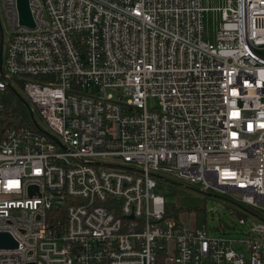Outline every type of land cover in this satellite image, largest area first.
I'll use <instances>...</instances> for the list:
<instances>
[{
    "label": "built area",
    "instance_id": "1",
    "mask_svg": "<svg viewBox=\"0 0 264 264\" xmlns=\"http://www.w3.org/2000/svg\"><path fill=\"white\" fill-rule=\"evenodd\" d=\"M28 2L34 27L0 0V233L17 242L0 264H264V0H227L215 42L204 0ZM10 91L51 131L9 117ZM165 184L243 215L213 236L166 216Z\"/></svg>",
    "mask_w": 264,
    "mask_h": 264
},
{
    "label": "rangeland",
    "instance_id": "2",
    "mask_svg": "<svg viewBox=\"0 0 264 264\" xmlns=\"http://www.w3.org/2000/svg\"><path fill=\"white\" fill-rule=\"evenodd\" d=\"M226 2L227 0H204V5L207 8V11L205 12L207 40L215 42L219 30V24L221 22V12L218 8L225 6ZM5 31L7 34L8 30L5 29ZM34 115L36 120L45 129L51 131L37 111ZM156 191L158 193L166 194L167 197L172 200L181 202L184 209L179 217L191 226L197 225L196 208H203L207 213L206 225L213 236L219 235V230H212V228L220 227L223 221H238L232 215V211L236 210L238 207L232 202L231 198L226 195L218 194V196H216L217 193L211 190L201 192L198 188H186L176 184L160 185ZM235 235L241 237L237 233H235Z\"/></svg>",
    "mask_w": 264,
    "mask_h": 264
},
{
    "label": "trees",
    "instance_id": "3",
    "mask_svg": "<svg viewBox=\"0 0 264 264\" xmlns=\"http://www.w3.org/2000/svg\"><path fill=\"white\" fill-rule=\"evenodd\" d=\"M6 107L8 110V116L14 117L16 115L21 116V122L25 123L26 125L33 126V120L30 114L29 109L27 106L16 96V94L12 91L8 92L5 98ZM35 114V113H34ZM184 207L182 206L181 202L175 201L172 199H168L166 203V216L173 217L178 221H182L179 217L180 213L183 211ZM197 213V225L204 226L206 223L207 213L206 211L199 207L196 208ZM232 215L235 218L241 217L243 214L240 211H232ZM195 225V226H197ZM225 226V224H222Z\"/></svg>",
    "mask_w": 264,
    "mask_h": 264
},
{
    "label": "water",
    "instance_id": "4",
    "mask_svg": "<svg viewBox=\"0 0 264 264\" xmlns=\"http://www.w3.org/2000/svg\"><path fill=\"white\" fill-rule=\"evenodd\" d=\"M19 9H20V14H21V22L29 27H34V21L32 19L30 7H29V2L28 0H19ZM0 64H2V57L0 59ZM18 98L27 106V108L30 111L31 117L33 122L37 124V120L34 115V111L27 102L26 99L21 97L20 95H17ZM47 133V132H46ZM49 134V133H48ZM55 141L59 142L55 137H53L51 134H49ZM17 247V242L15 239L8 233H0V248L4 249H13Z\"/></svg>",
    "mask_w": 264,
    "mask_h": 264
}]
</instances>
